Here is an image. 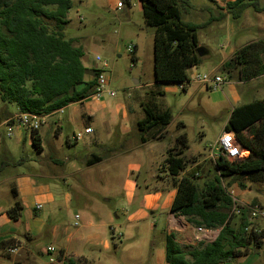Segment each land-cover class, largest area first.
<instances>
[{"label":"rangeland","instance_id":"1","mask_svg":"<svg viewBox=\"0 0 264 264\" xmlns=\"http://www.w3.org/2000/svg\"><path fill=\"white\" fill-rule=\"evenodd\" d=\"M118 3L122 4L121 8ZM179 5L183 21L199 25L207 23L206 27L199 30L198 37L199 46L205 47L208 54L203 56L201 65L188 68L190 80L197 73H213L223 77L226 84L239 81L237 71L229 77L221 67L214 68L223 58L222 54H228V47L235 53L247 44L264 41V11L258 13L248 8L239 19H232L226 14L223 0H189V3L180 2ZM260 5L264 7V0H260ZM222 13L226 14L224 19H220ZM68 19L66 38L78 39L76 45L82 46L88 56V61H85L88 68H95L97 56L107 63L106 89L115 92V95L105 93L99 98L90 96L83 103L69 105L66 111L45 118L38 130L42 139L41 150L33 145L29 130L23 131L15 125L13 135H6L8 126L5 120L16 108L0 100V216L3 210H8L19 200L12 188L20 179H30L36 189L48 186L56 194L63 191L74 195L71 208L58 219L49 220L43 235L37 240L36 251L40 254L37 260L41 264H48L49 256L45 253L47 244L58 246L60 230L62 232L64 227H68L74 232L76 224L82 222L77 221L76 215H80L82 220L84 211L90 210L87 207L90 202L82 201L83 197L79 200L85 193L88 199L104 205L102 213L94 214V221L104 225L97 231L111 244L108 251L100 246L89 253L86 248L84 254L89 255L91 264H165L166 213L170 209L176 186L172 178L165 181L152 180L149 174L161 163L163 151L178 145L184 151L181 156H188L186 168L198 169L196 183L203 187L215 174L217 156L211 157V147L223 133L230 108L227 104H211L212 91L207 90L203 84L191 83L186 90H182L178 83L155 82L154 28L146 25L140 0H72ZM261 57L264 61V54ZM86 79H92L91 73L86 75ZM238 90L242 97L241 104L264 99V76L241 84ZM201 98L210 103L207 111L199 106ZM144 105L155 112L170 110L172 115L170 126L159 125L147 133L150 142L146 145L137 127V123L145 117ZM86 114H94L92 123ZM180 122L188 126L185 129L188 134L186 145L178 138L183 132L176 128ZM89 127L93 130L91 134L86 133ZM158 131H161L162 140L153 138ZM79 133L81 138L74 143V135ZM93 140L98 143L92 151L94 154L104 157L105 150L117 149L120 152L126 148L130 151L124 158L126 166L140 165L141 168L132 174V182L136 185L132 203L126 201L125 192L119 194V179L126 169L123 162L119 164L120 171L113 169L115 161L106 160L95 166L94 182L91 185L84 183V190L80 191L82 194L76 193V182L83 176L72 174V158L78 157L84 161L91 157L92 154L86 152V146L92 144ZM213 152L219 153L217 149ZM54 159L62 164L53 163ZM2 163L5 165L2 166ZM53 172L64 176L54 177ZM113 174L114 177L119 176L118 180H113ZM242 181L247 189L244 191L239 184L234 185L229 190L233 199L237 200V204L255 200V206L264 210V184L249 183L245 179ZM145 195L159 197L156 207L151 211L143 207ZM40 202L32 207V203L27 205L21 202L23 209L19 220H10L8 224L0 222V238L14 235L24 240L30 225L28 212L35 213L36 207L42 205ZM240 206L243 207V204ZM140 209L148 213L147 217L131 222L129 216ZM104 213L109 215V219L101 216ZM42 214L43 211L36 218H41ZM110 225L116 228L115 233L110 231ZM195 246L183 245L185 250ZM16 259L17 254H10L7 248L0 247V264H12Z\"/></svg>","mask_w":264,"mask_h":264},{"label":"trees","instance_id":"2","mask_svg":"<svg viewBox=\"0 0 264 264\" xmlns=\"http://www.w3.org/2000/svg\"><path fill=\"white\" fill-rule=\"evenodd\" d=\"M223 1L226 14L232 19H239L248 8L258 13L264 11L260 0ZM140 2L146 25L154 28L155 82L183 84L186 90L190 81L188 68L203 62V56L197 53L198 32L207 23L199 25L182 20L179 3H189V0ZM71 9L72 0H0V100L15 105L19 113L50 116L69 105L82 103L93 94L98 70L86 65L87 54L82 46L76 45L78 39L66 38ZM226 14L222 13L220 19ZM262 54L264 41L247 44L221 68L229 77L237 71L239 81L264 76ZM133 61L136 62L134 56ZM90 73L92 79L87 80L86 75ZM143 110L145 117L137 123L143 136L156 126L171 123L170 110L155 112L147 105ZM178 126L184 128L182 123ZM225 130L235 134L249 156L231 162L219 151L215 174L203 187L196 183L198 169L182 175L186 161L179 154L170 153L159 169L166 172L176 186L170 211L196 228L220 231L213 242L200 241L189 250L180 245L174 233L166 234L165 264H224L261 247L264 233L253 227L248 209L243 210L240 223L232 225L234 200L229 190L236 184L245 190L247 185L243 179L264 184V99L234 108ZM31 136L33 145L41 150L38 131H31ZM178 138L186 144L185 131ZM12 191L16 197L14 189ZM22 209L21 203L16 201L6 213L17 221ZM14 244L13 239H7L0 242V247L13 249ZM62 255L58 256L59 260ZM74 263L70 259L66 264Z\"/></svg>","mask_w":264,"mask_h":264},{"label":"crops","instance_id":"3","mask_svg":"<svg viewBox=\"0 0 264 264\" xmlns=\"http://www.w3.org/2000/svg\"><path fill=\"white\" fill-rule=\"evenodd\" d=\"M233 30V29H232ZM234 31V30H233ZM228 54H222L224 55L222 59H220L218 61V63L216 64L215 68H220L222 67V65L228 61L233 55L234 52L230 50V47L227 48ZM208 54V52L204 55V57ZM203 57V58H204ZM221 77V76H220ZM263 77V76H261ZM223 78V77H222ZM260 78V77H258ZM257 79V78H255ZM255 79L249 80V81H237L231 83L228 82V84L225 83V80L223 78V82L219 83V84H214L213 82L207 84V85H203L207 90H211L212 92H210V100H212L211 104L214 105H224L227 104L229 109L228 112V116H227V120L224 122V130H225V126L228 122V119L231 115V112L234 108L242 105L241 104V93L238 90V87L241 84L247 83V82H252ZM225 86V90L223 89V87ZM222 88V89H221ZM202 90H204L202 88ZM201 91V90H200ZM85 101V100H84ZM83 101V102H84ZM82 102V103H83ZM209 101L205 98H201L200 99V104L199 106L207 111V109H209ZM16 111L11 114L10 116H7L6 120L7 121L9 118H11L14 115L19 114L18 108L15 106ZM67 108V107H66ZM66 108L52 114V116L57 115L59 113H62V111H66ZM204 111V112H205ZM77 114V113H76ZM87 115V114H86ZM51 116V115H50ZM49 116H46L45 118L47 119ZM87 119H89L91 121V123L93 122V118H94V114H90L87 115ZM104 122V121H103ZM171 123H172V119H171ZM171 123L167 126H170ZM182 123V122H180ZM184 125V128L180 129V127L177 125L176 128L177 130L180 129V131H185V129H188V126L185 123H182ZM90 125V124H89ZM90 128V127H89ZM174 128V127H173ZM23 131H26L25 129H22ZM223 130V131H224ZM151 131V130H150ZM93 133V132H92ZM187 134V133H186ZM188 136V134H187ZM157 140H162V134L161 131H158L155 133V135H153V138H156ZM74 143H77L80 139H76L75 135H74ZM142 141L146 144H148L150 142V138L147 136V134H145L143 136ZM186 145V144H184ZM98 146V143L96 141L93 140L92 144L86 146V152H89L92 154L91 157L85 158L84 161H82L80 158H72L73 162L71 163V170H72V174L75 175H81L83 176V178L81 180H78L76 183V193L81 195L82 193H80L81 190H84V183H87V185H91L94 180H95V176L93 174V170L94 167L97 165L102 164L104 161L106 160H110V161H115L114 165H113V169L116 168L117 171H120L119 168V164L120 162H123L126 166V159H124L126 157V155H129L130 151L127 150L126 148H122L121 151H117V149H108L104 151V157L94 154L92 151L95 147ZM139 146V145H138ZM134 150H132L133 152ZM164 154L162 155V160H161V166H159L160 164L156 165L154 167V172L149 174V178H151L152 180H157V179H162V180H170V176L164 172L161 173L159 171V169L163 166L166 158L168 157V155L171 154H179V156H181L183 154V149L179 148L178 145H173L171 146L169 149H167L166 151H163ZM121 155L120 158L117 157V155ZM249 156V151L245 150L243 153V157L244 159L247 158ZM182 157V156H181ZM186 157L185 156L184 160L186 161ZM100 160L99 162H96L97 160ZM68 160V159H66ZM53 163L59 165L62 164L61 161L54 159ZM141 167L139 164H129V166H126V169L124 170V172H122V176L119 179V194H121L122 192H125V197H126V201H128V203H132L135 199V194H136V185L135 183L132 182V174L134 171L139 170ZM191 168H186V171L182 173V175H185V173L189 170H191ZM54 177H63L64 175L60 174V173H55L53 172ZM118 175L114 177V174L112 175L113 180H118ZM34 185L31 184L30 179L28 178H24V179H20L18 184L16 183L12 189H14V191L16 192V198L19 199L17 201H21L22 203H25L27 205L31 204L32 206H34L38 201H42V207L40 210H35V213L32 212H28V219L30 221V225L27 227V231L25 234V239L24 240H20L18 237L14 236V235H7V236H3L0 238V242L3 240H7V239H13L14 241V248L15 252L14 253H10L8 248V252L10 254H17L18 255V259H16L15 261H19L22 262L24 264H41L38 260H37V256L40 255L37 251H36V247H38L37 240L43 235L44 232V228L47 226V223L49 220L51 219H58L63 212L68 211L73 203V198L74 195L68 193V192H59V193H54L53 190H51L50 187L45 186V187H38V189H36V187H33ZM234 187V185L232 186V188ZM231 188V189H232ZM57 189V187H56ZM247 189V188H246ZM246 189L244 191H246ZM37 191V192H36ZM36 192V193H35ZM35 193V194H34ZM116 193L118 194V191H116ZM176 195V192H175ZM174 195V197H175ZM81 198L79 200H83L84 202H90V206H87L90 208V210L88 211H84V215L81 217L80 215H78V220L77 221H82L81 224H78L77 229L74 232H71L70 229L68 227H64L62 229V232L60 230L61 236H59L57 244L58 246H56L54 243H48L47 247H54L55 248V252L53 254H48L47 253V248H45V253L48 254V256H55L58 260V262L56 264H66L68 260L72 259L75 263L74 264H91V260L89 258V255H85L84 251L87 249H89V253L93 251V249L102 246L103 250L108 251L111 248V244L109 241L104 240L103 239V235L102 233H99L97 230H99L100 226H104L103 224L98 225V223H95L94 221V214H100L104 211V205H102L101 203L99 204L98 201L96 200H90L88 199L89 197H85V193L82 194L80 196ZM173 197V200H174ZM158 195H145L144 199H143V207L144 209H146V211L148 210H152L156 207V204L158 202ZM253 199V198H252ZM173 200H171L173 202ZM254 200V199H253ZM107 201V200H106ZM16 202V201H15ZM20 202V203H21ZM172 202L170 204V208L172 205ZM41 203V202H40ZM254 201H245V202H240V205L243 204L244 206H254ZM24 204V205H25ZM92 206L94 209H92ZM7 210H3L1 212V216L0 218H2L0 220V222H3L5 224H8V222L12 219H10L6 213ZM43 211V216L41 218H36L39 217L41 212ZM144 211L143 209L137 210L136 212H134L133 214H131L129 216V219L132 221L135 220H139V219H144L147 217L148 213ZM152 214V213H151ZM76 215V216H77ZM242 215V214H241ZM241 215H237L235 217H233L232 220V225L237 226L240 221H241ZM102 217H106L109 219V215L106 213L101 214ZM8 220V221H7ZM111 220V219H110ZM251 222V221H250ZM253 223V227L256 228V230L263 232L264 233V222L262 221V219H256L254 221H252ZM96 228V231H93V229ZM110 231H112L113 233L116 232V228L113 227L112 225L109 226ZM219 230H217L216 232L214 231V233L212 234L211 237H207L204 234H198L197 230L195 227L190 226V224L186 221V219L182 216H177L174 213H172L169 209V211L166 213V234H171L174 233L177 237L178 242L180 243L181 246H185V245H197L200 241H206L208 243H211L217 236ZM57 233H59V228H57ZM56 233V234H57ZM164 243H165V239H164ZM165 245V244H164ZM264 237L262 238V244H261V250H250L246 255L240 256L238 258H236L234 261L228 262V263H224V264H264ZM63 253L62 255V260L58 259V256ZM14 261V262H15ZM79 261H82L79 262Z\"/></svg>","mask_w":264,"mask_h":264},{"label":"built area","instance_id":"4","mask_svg":"<svg viewBox=\"0 0 264 264\" xmlns=\"http://www.w3.org/2000/svg\"><path fill=\"white\" fill-rule=\"evenodd\" d=\"M118 7L121 8L122 4L118 3ZM130 50H133L130 48ZM107 68V63L104 62L101 57L97 56L95 61V69L98 70V75L96 76V81L93 89V94L91 96L99 98L102 97L103 94L115 95V92L106 89V85L108 82V78L105 75V69ZM213 82L214 84H219L223 82V78L214 75L213 73L208 74H200L197 73L190 81L189 84H203L207 85ZM182 90H185V85H179ZM45 116L33 115L30 113H19L17 115L12 116L7 121H5V125L8 126L7 136L11 137L13 135V127L19 126L21 129H27L29 131H38L40 126L42 125ZM93 132L92 128H87L86 133L91 134ZM75 138L78 140L81 138V134L75 135ZM222 151L225 153L227 159L231 162L243 160V152L245 149L242 148L240 142L236 139L235 134L230 131H223L219 139L216 143L211 147V157L217 156L213 151L215 150ZM231 194V193H230ZM232 196V195H231ZM234 200V199H233ZM41 205L36 207L37 210L41 209ZM244 209H248L249 211V221H254L256 219H264V210L258 206H240L237 204V200H234V211L233 214L241 215ZM78 215L76 219L78 220ZM78 226V224H76ZM198 234H204L207 237H211L214 233V230H208L202 227L196 228ZM47 253L53 254L56 250L54 247H47ZM10 253H14L15 249H9ZM58 262L55 256H50L48 259V264H56Z\"/></svg>","mask_w":264,"mask_h":264},{"label":"water","instance_id":"5","mask_svg":"<svg viewBox=\"0 0 264 264\" xmlns=\"http://www.w3.org/2000/svg\"><path fill=\"white\" fill-rule=\"evenodd\" d=\"M207 52H208V51L205 49V47H201V46H199L198 49H197V53H198V55L201 56V57L204 56ZM84 61H86V62L88 61V56H85ZM219 232H220V231H218L217 236H218ZM217 236H216V238H217ZM216 238H215V239H216ZM215 239H214V240H215ZM214 240H213V241H214ZM213 241H212V242H213Z\"/></svg>","mask_w":264,"mask_h":264},{"label":"bare ground","instance_id":"6","mask_svg":"<svg viewBox=\"0 0 264 264\" xmlns=\"http://www.w3.org/2000/svg\"><path fill=\"white\" fill-rule=\"evenodd\" d=\"M244 153V152H243Z\"/></svg>","mask_w":264,"mask_h":264}]
</instances>
